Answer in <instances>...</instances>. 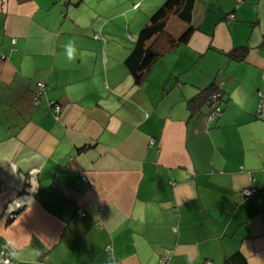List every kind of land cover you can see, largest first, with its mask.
Segmentation results:
<instances>
[{
  "label": "crops",
  "instance_id": "crops-1",
  "mask_svg": "<svg viewBox=\"0 0 264 264\" xmlns=\"http://www.w3.org/2000/svg\"><path fill=\"white\" fill-rule=\"evenodd\" d=\"M164 1L0 0V247L12 264H225L235 253L264 264V0H195L189 23L170 16L166 34L193 30L136 86L124 60ZM209 86L213 121L208 103L188 107Z\"/></svg>",
  "mask_w": 264,
  "mask_h": 264
},
{
  "label": "trees",
  "instance_id": "trees-1",
  "mask_svg": "<svg viewBox=\"0 0 264 264\" xmlns=\"http://www.w3.org/2000/svg\"><path fill=\"white\" fill-rule=\"evenodd\" d=\"M194 3L195 0H165L149 16L146 24L139 30L132 50L124 60L125 68L134 85H141L146 73L160 56L172 50L179 43H185L188 40L193 30L192 27H188L178 38H174L165 33L164 26L170 16L189 23ZM216 91L212 86L202 90L189 100V109L191 111L195 110L197 104L201 102L208 103L210 107V97ZM224 263L245 264V261L238 253H235L230 257H226Z\"/></svg>",
  "mask_w": 264,
  "mask_h": 264
},
{
  "label": "built area",
  "instance_id": "built-area-1",
  "mask_svg": "<svg viewBox=\"0 0 264 264\" xmlns=\"http://www.w3.org/2000/svg\"><path fill=\"white\" fill-rule=\"evenodd\" d=\"M77 0H62L64 5H70L71 3L75 2ZM228 18H233V15H228ZM262 81H263V87L259 90H257V103H256V117L259 119L262 117V111H263V107H264V73L262 74ZM37 92L35 93L33 99H32V103H36L37 102V98L39 96H41V94L43 93L44 89H45V85L42 83H37ZM220 100V93L218 91H216L215 93H213L210 97V109H209V113L207 115V120L208 121H213L219 114H220V108L218 105V102ZM49 108L50 110L55 114L54 118L56 119V115L59 114V112L61 111V105H59L58 103H54L53 101L49 102ZM36 170H33L30 172V179L29 182L30 184H34V179L36 178ZM84 182L85 179L82 178ZM257 192L256 188H244L240 191V194L243 198H249L251 196H253L255 193ZM21 204L20 202L17 204H15L12 208L8 209L5 212L4 217L5 218H11L13 212L19 210L21 208ZM78 215L80 217L84 216V214L79 211ZM9 250L7 249L6 245H2L0 247V264H12V261L10 259V254H9ZM166 256L161 257L160 258V263L163 264L166 262ZM206 264H211L210 262H206Z\"/></svg>",
  "mask_w": 264,
  "mask_h": 264
},
{
  "label": "clouds",
  "instance_id": "clouds-1",
  "mask_svg": "<svg viewBox=\"0 0 264 264\" xmlns=\"http://www.w3.org/2000/svg\"><path fill=\"white\" fill-rule=\"evenodd\" d=\"M64 50H65V55L67 59L71 60L73 59L74 55L76 54V48L73 43V41L69 40L65 45H64ZM5 155H7L11 161H13L14 152H8ZM0 162H7V161H0ZM9 163V162H8ZM11 256L15 257L17 254L13 251L9 253Z\"/></svg>",
  "mask_w": 264,
  "mask_h": 264
}]
</instances>
